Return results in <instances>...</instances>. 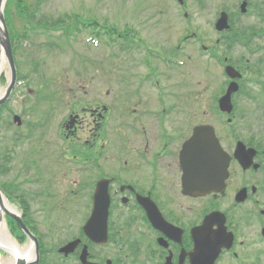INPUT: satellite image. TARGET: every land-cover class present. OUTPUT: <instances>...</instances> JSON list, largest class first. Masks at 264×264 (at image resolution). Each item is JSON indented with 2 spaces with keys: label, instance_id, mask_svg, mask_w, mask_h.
<instances>
[{
  "label": "flooded vegetation",
  "instance_id": "obj_1",
  "mask_svg": "<svg viewBox=\"0 0 264 264\" xmlns=\"http://www.w3.org/2000/svg\"><path fill=\"white\" fill-rule=\"evenodd\" d=\"M189 2L202 12L199 90L191 89L187 76L189 46L175 59L174 44L165 39L162 55L167 52L173 61L158 68L145 48L148 37L139 33L145 41L135 46L143 50L141 58L129 64L126 60L118 89L89 91L92 95L79 111L70 107L60 117L57 149L65 168L60 174L88 178L87 217L96 183L106 179V246L114 242L118 250L97 260L90 252L88 260L94 264H191L192 230L198 226L202 261V224L213 211L224 214L227 230L234 234L232 247L222 249L215 264H227L226 256L239 261L256 241L264 243V0H184L181 6ZM150 32L155 39L156 31ZM188 33L181 32L177 48L185 46ZM177 60L182 64H175ZM136 63L139 73L133 71ZM227 67L238 78H230ZM232 81L237 88L226 99ZM201 125L213 127L228 154V176L222 193L194 197L182 187L180 155L193 129ZM241 161L250 165L243 167ZM27 221L35 230L36 218L30 214ZM71 254L78 256L76 250ZM69 255L57 263L65 264Z\"/></svg>",
  "mask_w": 264,
  "mask_h": 264
},
{
  "label": "rangeland",
  "instance_id": "obj_2",
  "mask_svg": "<svg viewBox=\"0 0 264 264\" xmlns=\"http://www.w3.org/2000/svg\"><path fill=\"white\" fill-rule=\"evenodd\" d=\"M34 1L28 0L29 5ZM190 3L185 7L188 10L187 17L182 16L183 10L179 12V7H175L172 0H43L35 19L26 20V17L12 15L11 29L18 34L14 56L19 75L26 78L21 80L22 83L0 109V182L10 186L13 181L22 194H26L45 248L56 249L78 234L86 211V192L68 195L70 188L67 182L61 177H55L65 169L64 164L55 157L59 156L57 147L60 141L56 135L60 117L70 105L79 110L85 101H89L92 95L89 91L102 92L108 87H115V83L105 86L102 79L122 77L124 73L121 54L113 55L119 53L120 49L114 45L110 47L107 44L108 38L99 35L100 25L105 23L115 26L117 31L125 25L144 27V31H149L145 33L149 40L154 35L150 31L155 30V39L148 42L146 47L164 53L165 47L179 41L185 25L189 24V32H196L198 37L201 34L202 12L197 6L189 7ZM70 14L95 18L99 24L90 30L80 23H72V19L71 23L76 27H71L72 37L65 26L53 29L36 25L38 20L47 21L49 25ZM25 28L28 36L23 40L22 32ZM109 28L106 29L110 32L108 36L115 38ZM92 34L100 38L97 45L86 40ZM165 39L168 45L164 47ZM189 47L192 70L187 76L190 77L191 89L199 90L202 81L198 73L201 57L199 47ZM164 55L167 56V52ZM126 60L127 64L131 63L133 55L128 54ZM184 68L186 70V66ZM174 71L182 74V69ZM0 76H8L7 67ZM85 91L82 95L81 92ZM49 94L52 100L41 99V95ZM73 95L77 98H73ZM66 103L68 105L64 107ZM52 109L57 114L52 120L44 121L45 115L48 116ZM14 113L22 117L20 128H16L12 122ZM49 158L53 161L52 167L47 164ZM47 170H52L54 176H48ZM44 202L48 211L44 209ZM14 206L20 209L18 205ZM252 247L250 252L244 251L241 254L240 263L226 256L227 264H264V243L256 241ZM90 250L97 256L96 260L102 256L110 258L115 256L118 245L113 242L109 246H92ZM1 255L0 252V258ZM47 257L54 260L55 254L48 253Z\"/></svg>",
  "mask_w": 264,
  "mask_h": 264
},
{
  "label": "water",
  "instance_id": "obj_3",
  "mask_svg": "<svg viewBox=\"0 0 264 264\" xmlns=\"http://www.w3.org/2000/svg\"><path fill=\"white\" fill-rule=\"evenodd\" d=\"M6 0H0V61L5 62L8 67L9 75L7 85L4 90H0V105L9 97L14 85L16 84V67L14 63L12 47L8 29L4 18V7ZM235 90L234 83L228 89L226 96ZM15 120L19 121V117L15 116ZM200 128L197 127L192 138L187 142L184 150V175L183 184L185 192L191 195H201L211 190H221L224 187V179L227 176L228 158L225 156L216 138L208 132V137L202 140ZM244 163V167L248 165ZM204 168V172H202ZM204 180L206 183H204ZM2 189L0 188V207L8 215L12 216L18 223L19 227L31 240L30 249L34 252L31 259L27 260V256H17L15 264H36L38 262V241L32 232L23 223L21 217L8 210L2 203ZM2 211H0V222L2 221ZM107 215H108V194L103 182L97 184L94 195V207L91 216L83 226L84 233L93 242L104 244L107 242ZM222 216V220L218 217ZM225 218L222 213L213 212L209 214L202 225V261L200 260V232L199 229L193 230L195 240V249L191 256V264H214L222 247L230 248L233 235L227 232L224 226ZM218 224V229L212 230L213 224ZM264 235V229L262 230ZM79 239L73 240L59 249L60 252L68 254L74 251ZM87 248L83 247L80 254V260L87 262Z\"/></svg>",
  "mask_w": 264,
  "mask_h": 264
},
{
  "label": "trees",
  "instance_id": "obj_4",
  "mask_svg": "<svg viewBox=\"0 0 264 264\" xmlns=\"http://www.w3.org/2000/svg\"><path fill=\"white\" fill-rule=\"evenodd\" d=\"M43 0H35L34 2H31V5H29L28 0H7V4L5 7V17H6V22L9 25V28L11 30V35L13 38L14 43L17 42V32H14L11 29V25H10V21L12 18V15H17L20 17H26V20H29L30 18L35 19L36 17V12L39 9V6L41 4ZM71 18H73V15H67L66 18L62 17V19H58L57 21H55L54 23H51L49 25H47V21H41L38 20L36 22V25H43V27L45 28H50L52 26V28H59L60 26H65L66 29H69L71 26ZM81 23L83 24V26L85 27H95L97 24V21L94 18H88L85 19L83 21H81ZM96 28V27H95ZM27 28H25L24 32H22V37L23 40L25 38H27L28 36V32L26 31ZM36 29V28H35ZM113 32V30H111ZM15 48V45H14ZM20 204L22 205V207L24 208V210H27V204L25 202L24 198H20Z\"/></svg>",
  "mask_w": 264,
  "mask_h": 264
},
{
  "label": "bare ground",
  "instance_id": "obj_5",
  "mask_svg": "<svg viewBox=\"0 0 264 264\" xmlns=\"http://www.w3.org/2000/svg\"><path fill=\"white\" fill-rule=\"evenodd\" d=\"M3 66H4V62H3V59H2V61H0V73H1L2 69L4 68ZM3 202H4V205H5L6 207H9V208H10V206L8 205V203H7V201L5 200V198H3Z\"/></svg>",
  "mask_w": 264,
  "mask_h": 264
}]
</instances>
